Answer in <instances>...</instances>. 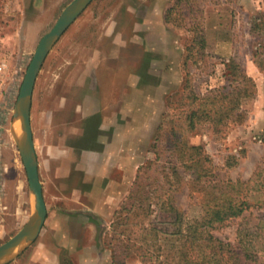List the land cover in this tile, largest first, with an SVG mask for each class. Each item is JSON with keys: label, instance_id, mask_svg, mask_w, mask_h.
<instances>
[{"label": "rangeland", "instance_id": "rangeland-1", "mask_svg": "<svg viewBox=\"0 0 264 264\" xmlns=\"http://www.w3.org/2000/svg\"><path fill=\"white\" fill-rule=\"evenodd\" d=\"M72 1L0 0V245L34 213L20 88ZM98 102L122 130L117 160L94 173ZM30 123L47 215L16 264H184L185 224L227 188L249 206L211 235L241 254L238 231L253 234L242 264H264V0H93L48 53ZM203 158L199 181L189 166Z\"/></svg>", "mask_w": 264, "mask_h": 264}, {"label": "water", "instance_id": "water-1", "mask_svg": "<svg viewBox=\"0 0 264 264\" xmlns=\"http://www.w3.org/2000/svg\"><path fill=\"white\" fill-rule=\"evenodd\" d=\"M93 0H73L62 12L53 28L39 41L25 73L15 105V117L21 123V136L17 142L26 173L29 190L34 197V213L28 223L12 238L0 245V264H7L39 236L46 220V206L39 180L38 162L30 123V110L35 82L52 46L61 38Z\"/></svg>", "mask_w": 264, "mask_h": 264}, {"label": "trees", "instance_id": "trees-1", "mask_svg": "<svg viewBox=\"0 0 264 264\" xmlns=\"http://www.w3.org/2000/svg\"><path fill=\"white\" fill-rule=\"evenodd\" d=\"M194 116L195 113H191L188 117L191 127H193ZM206 160L203 158L194 161L189 166L194 170V175L199 181L212 176L211 170L205 166ZM202 188L203 191L206 190V187ZM233 188L234 186L231 187V189ZM227 189L219 193L206 192L203 198L206 200V204L202 207V216L185 224L182 235L187 245L182 258L184 264H242V258L248 261L253 259L255 242H257L253 234L247 233L245 230L238 231L237 244L241 254L234 252V248L230 244L223 243L211 235L210 231L217 225L240 217L249 206L246 201L238 199L237 194L227 192ZM195 251L199 259L197 261H193L189 256L191 252Z\"/></svg>", "mask_w": 264, "mask_h": 264}, {"label": "crops", "instance_id": "crops-1", "mask_svg": "<svg viewBox=\"0 0 264 264\" xmlns=\"http://www.w3.org/2000/svg\"><path fill=\"white\" fill-rule=\"evenodd\" d=\"M86 76L82 79V82L85 81ZM96 82H99L100 80H98L97 78L95 79ZM98 101V100H97ZM93 107V106H92ZM107 112V108H102L100 106V103L98 102L96 104V106H94L92 108V110H90L88 112V121H96L98 127L95 126V129L93 130L94 132L99 130V133H92V140L94 141V143L96 145H99L101 148L99 150H93L90 152H94V166L93 168V172H101V171H105L109 166H111V164L113 162H115L117 160L116 158V154H117V146H118V142H117V138H118V131L122 130V127H118L116 124V120H117V113L116 111L114 112V116H110L109 118L107 116H104V114H106ZM104 113V114H103ZM113 130L114 132L112 133L111 139L110 141H106L105 134H101V130L105 131V130ZM121 152V151H120ZM119 152V154H120ZM20 260V259H19ZM18 259H14L12 261H10L7 264H16L17 262H19Z\"/></svg>", "mask_w": 264, "mask_h": 264}, {"label": "built area", "instance_id": "built-area-1", "mask_svg": "<svg viewBox=\"0 0 264 264\" xmlns=\"http://www.w3.org/2000/svg\"><path fill=\"white\" fill-rule=\"evenodd\" d=\"M6 64L5 63H0V97L3 91V85H4V79L6 76Z\"/></svg>", "mask_w": 264, "mask_h": 264}]
</instances>
